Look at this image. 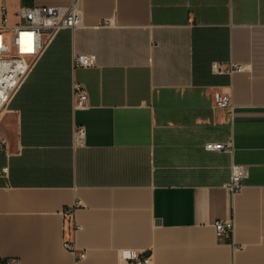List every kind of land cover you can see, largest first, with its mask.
I'll return each instance as SVG.
<instances>
[{
	"label": "crops",
	"instance_id": "0c3cea01",
	"mask_svg": "<svg viewBox=\"0 0 264 264\" xmlns=\"http://www.w3.org/2000/svg\"><path fill=\"white\" fill-rule=\"evenodd\" d=\"M70 3L0 0V23L3 6L13 25L21 6ZM80 8L82 24L57 34L0 115V258L127 264L121 252L134 250L151 264H264V0ZM78 54L96 65L73 67ZM217 62L244 69L217 74ZM229 139L233 153L206 148ZM233 163L249 168L237 192L225 187ZM218 220L234 229L218 235Z\"/></svg>",
	"mask_w": 264,
	"mask_h": 264
},
{
	"label": "built area",
	"instance_id": "2783aa9c",
	"mask_svg": "<svg viewBox=\"0 0 264 264\" xmlns=\"http://www.w3.org/2000/svg\"><path fill=\"white\" fill-rule=\"evenodd\" d=\"M6 6L2 7L3 19L0 23V115L18 88L28 77L47 46L64 29H75L82 24L80 0H71L66 7L59 6H21L16 13L17 23L10 25L6 17ZM110 25V22H105ZM95 54H78L73 57V67H92L96 65ZM244 69L243 65L231 64L223 67L220 63H213L212 70L217 74L231 73ZM73 97L76 107H82L87 102V91L80 83L73 84ZM215 102L218 107L234 113V105L229 95L216 92ZM83 127L75 130L74 140L78 144L85 138ZM7 140L0 135V153L7 149ZM206 148L233 153L234 143L229 139L225 143H207ZM8 167L0 168V178L7 176ZM249 177L246 165L233 163L230 180L225 187L237 192L243 187V181ZM81 204V203H78ZM75 207L66 208L65 218L74 219ZM218 235L229 233L234 229L232 220H218L215 222ZM80 229L75 222L73 231ZM65 247L74 250L71 241H65ZM84 254L79 255L83 257ZM121 257L127 264H151L152 257L148 253L134 250H124ZM0 264H20L17 258H0Z\"/></svg>",
	"mask_w": 264,
	"mask_h": 264
}]
</instances>
